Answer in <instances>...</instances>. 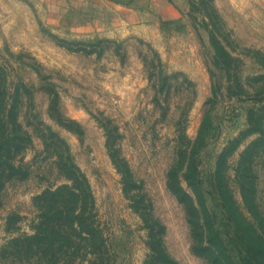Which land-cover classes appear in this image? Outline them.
I'll list each match as a JSON object with an SVG mask.
<instances>
[{"label":"rangeland","instance_id":"374dc122","mask_svg":"<svg viewBox=\"0 0 264 264\" xmlns=\"http://www.w3.org/2000/svg\"><path fill=\"white\" fill-rule=\"evenodd\" d=\"M2 120L21 137L15 170L1 156L0 264H53L9 245L35 233L40 194L72 184L64 164L87 177L107 250L59 264H145L156 225L169 264H212L169 187L200 207L189 166L242 264L230 202L264 227V0H0Z\"/></svg>","mask_w":264,"mask_h":264},{"label":"trees","instance_id":"16d2710c","mask_svg":"<svg viewBox=\"0 0 264 264\" xmlns=\"http://www.w3.org/2000/svg\"><path fill=\"white\" fill-rule=\"evenodd\" d=\"M213 42L216 47L215 38H213ZM0 125V169L6 164V162H1V156L7 148V170L12 171L16 168L9 160L12 154L11 148L18 146L17 141L21 134L18 133L15 123L12 124V130L8 128V124L4 120L1 121ZM257 129L262 133V139H264V128ZM202 134L201 132L198 140H201ZM111 149L113 159L119 166L118 157L114 155L116 149ZM189 168L190 166L183 172L184 178L191 185L200 207L197 206L195 198L183 188L179 178H177L176 186L169 183V187L173 188L178 200L184 203L187 208L191 232L193 238L197 241L192 246L193 251L196 254L209 257L212 264H238L221 234L216 230L214 221L207 215L208 211L203 194L196 187V178L193 179L188 172ZM61 169L67 171V178L72 181V184H63L55 189H47L37 197L40 220L35 226V233L13 239L9 248L19 254H25L28 259L33 257L42 259V257L47 256V263L53 264H59L64 260L69 262L80 254L85 255L93 252L99 256L105 255L106 251L104 249L107 250V247L101 229L97 224L95 200L87 177L75 164L70 166L64 164ZM121 171L125 178V185L128 186L129 183L126 182V179L129 172L122 169ZM0 173H3V170H0ZM243 195L248 203L244 186ZM226 200L231 201V198L226 196ZM228 207L231 216H237L240 219L239 222H235V226L241 239L242 251L244 250L245 253L242 264H264L263 224L259 222L256 226L239 214L232 202ZM202 212L206 215L203 218L204 222L199 220ZM155 227L158 228L157 225ZM155 227H151V253L148 255L145 264H169L171 259L161 239L156 235L158 229Z\"/></svg>","mask_w":264,"mask_h":264}]
</instances>
